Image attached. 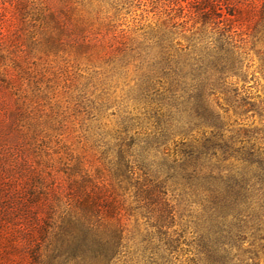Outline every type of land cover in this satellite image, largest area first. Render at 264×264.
<instances>
[{"label": "trees", "instance_id": "obj_1", "mask_svg": "<svg viewBox=\"0 0 264 264\" xmlns=\"http://www.w3.org/2000/svg\"><path fill=\"white\" fill-rule=\"evenodd\" d=\"M128 1L0 0V82L19 79L16 33L35 45L36 32L57 48L77 8L100 12ZM161 1L178 14L145 50L153 62L138 78L149 89L161 84L154 131L118 138L104 175L71 169L64 188L21 168L19 192L0 185V264H257L249 240L264 241V154L246 131L232 130L241 135L234 138L224 130L211 102L228 93L226 81H243L246 40L236 28L252 24V37L264 36V0ZM2 147L0 179L15 184ZM169 189L202 207L201 232L189 244L184 231L171 230Z\"/></svg>", "mask_w": 264, "mask_h": 264}, {"label": "rangeland", "instance_id": "obj_2", "mask_svg": "<svg viewBox=\"0 0 264 264\" xmlns=\"http://www.w3.org/2000/svg\"><path fill=\"white\" fill-rule=\"evenodd\" d=\"M167 3L129 0L116 9L104 6L100 12L77 8L57 48L36 32L34 40L39 44L35 45L28 42L26 32L16 33L19 79L10 85L0 82L1 151L9 157L3 165H15V173L10 172L9 177L16 179L34 170L47 185L53 181V186L65 188L71 169L104 175V155L112 158L118 138L154 131L156 111L162 108L154 92H161V84L156 81L149 89L138 78L147 63L153 62L145 50L157 42L161 34L157 32L165 26L169 30L170 18L178 14L177 10L168 13L173 6ZM180 21L175 18L172 22ZM75 24L80 25L78 30ZM251 25L236 28L246 40L244 79L226 81L222 88L228 93H216L211 105L224 130L246 131L249 143L264 154V36L253 38ZM28 46H32L29 51ZM15 72L11 70L13 75ZM233 95L235 99H231ZM233 132L234 138L241 136ZM24 175L15 184L0 179V185L9 194L15 189L19 192ZM166 197L175 213L171 230L184 231L189 244L201 232L202 207L196 197L180 189H169ZM250 242L257 264H264L260 248L264 241ZM249 243L243 246L249 247ZM129 247L132 251L133 246ZM181 248L192 251L191 246Z\"/></svg>", "mask_w": 264, "mask_h": 264}]
</instances>
